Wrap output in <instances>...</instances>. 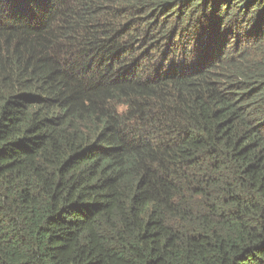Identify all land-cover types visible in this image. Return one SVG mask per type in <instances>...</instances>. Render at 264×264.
Segmentation results:
<instances>
[{
    "label": "trees",
    "instance_id": "1",
    "mask_svg": "<svg viewBox=\"0 0 264 264\" xmlns=\"http://www.w3.org/2000/svg\"><path fill=\"white\" fill-rule=\"evenodd\" d=\"M0 264H264V0H0Z\"/></svg>",
    "mask_w": 264,
    "mask_h": 264
}]
</instances>
